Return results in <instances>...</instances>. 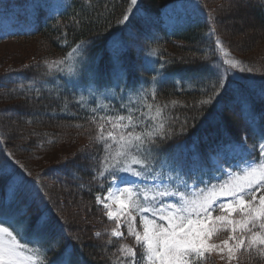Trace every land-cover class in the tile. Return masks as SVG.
<instances>
[{
	"label": "trees",
	"instance_id": "trees-1",
	"mask_svg": "<svg viewBox=\"0 0 264 264\" xmlns=\"http://www.w3.org/2000/svg\"><path fill=\"white\" fill-rule=\"evenodd\" d=\"M8 1L18 5L28 17H34L36 26L32 31L21 30L8 38H0V43L22 38L27 40L26 45L33 39L36 45L30 50L32 63L11 66L0 73V113L3 110L25 112L18 126H24V131L30 133L23 143L18 142L17 133L7 131L11 126L6 123L9 120L0 117V210L22 212L20 220L29 226L35 224L41 213L54 216L56 226L52 235L60 239L61 245L58 250L48 252L52 262L61 257L65 245H70L74 264H121V261L128 264L129 258L123 257L120 247L128 244L138 254L141 249L124 228L122 238L111 237L116 223L106 218L102 205L97 203V196L108 191V181L98 175L99 160L93 159L104 155L101 145L92 139L97 133L100 114L91 112L95 107L93 102L83 106L77 102L80 85L112 88L117 82L115 70L126 76V80L120 81L122 85L138 88L155 76L152 69H158L163 63L164 79L155 100L149 96L146 104H153L152 115H155V106H161L166 126L176 135L162 144L163 151L158 155L163 158L174 154L189 160L202 157L204 172H198L193 179L202 175L208 180L215 172L218 155L223 159L218 150L233 148L228 140L241 142L247 137V143L253 144L260 139L264 130V59L244 57L234 50L219 16L223 0H199L203 13L174 30L163 17L169 7L181 0H138L126 26L118 21L130 0ZM251 2L252 9L243 10L258 34L264 36V0ZM209 13L214 20L209 21ZM213 24L215 36L206 39ZM216 38L221 39L229 53L225 58L241 61L240 68L245 70L238 68L231 73L229 87L218 101L201 104L200 101L211 95V81L198 83L188 78L207 71L201 57H209L208 63L216 60L211 51L216 47ZM261 38L252 36L240 45L249 51L257 40L263 41L257 53L264 56V38ZM80 41L86 43L83 56L88 67L96 72V79L87 75L83 79L69 77L55 69L49 72L44 62L63 58ZM117 42L123 44L121 49L115 48ZM150 52L153 56L147 58ZM35 108L47 112L46 118L34 119ZM119 109L108 115L126 114ZM93 115L97 121L91 119ZM185 121L187 130L181 135ZM78 135L91 137L87 147L72 154L62 152L76 142ZM7 152L31 173L24 190H20V170L6 157ZM64 154L66 157L62 159ZM29 166L38 172L33 174ZM65 168L70 172L61 173ZM52 173H57V177ZM33 180L38 183L33 184ZM62 190L73 201L67 202ZM79 202L83 203V222L73 211ZM96 232H100L99 237ZM73 236L78 239H71ZM239 257L243 264H264V259L255 254L249 257L241 252ZM205 264L216 263L206 259Z\"/></svg>",
	"mask_w": 264,
	"mask_h": 264
},
{
	"label": "snow or ice",
	"instance_id": "snow-or-ice-1",
	"mask_svg": "<svg viewBox=\"0 0 264 264\" xmlns=\"http://www.w3.org/2000/svg\"><path fill=\"white\" fill-rule=\"evenodd\" d=\"M137 5L138 0H130L129 7L118 21L120 25L126 26L130 22ZM208 19L214 20L212 13L208 14ZM74 22L80 23L79 20ZM214 36L213 24L205 38ZM214 44L216 47L211 51L216 60L208 63L209 57H201L207 71L188 78L198 83L211 81V95L200 101L201 104L218 101L229 87L231 73L240 68L241 61L225 58L229 53L221 39L216 38ZM85 50L86 43L80 41L63 58L44 63L49 72L55 69L69 77L83 79L87 75L95 80L97 74L88 67L83 56ZM163 70V63L158 69H152L156 75L145 82L152 86L150 89L143 85L121 88L120 81L126 80V76L114 70L117 76L115 88L119 89L122 101L119 111L126 114H100L97 133L92 137L104 152L103 156L93 159L99 160V177L108 181V195L103 199L97 196V203L103 205L109 220L116 221L111 237L124 236L121 231L123 223L127 233L135 238L141 249L139 254L128 244L119 249L123 257L129 258L128 264H205L214 250L220 253L226 250L228 264H232L241 252L264 259V130H261L259 141L253 144L247 143V137L241 142L228 140L233 150L241 153L239 158L230 159L228 149L221 148L218 152L223 159L218 155L213 176L208 180L202 175L193 179L198 172H204L203 158L181 159L174 154L161 158L158 153L163 151L162 144L176 134L166 126L161 106L156 105L155 115H152L153 104L141 103L149 94L155 100L158 86L164 79ZM244 70L240 68V71ZM113 91L105 90L106 93ZM125 93H128L127 99ZM103 99L109 103L94 101L96 106L91 108L92 113H98L100 109L117 111L110 108L115 96L103 95ZM77 102L83 106L85 97L80 95ZM91 119L97 121V116L93 115ZM186 130L187 121L179 134L183 135ZM6 157L20 170V190H24L31 173L13 158L11 152H7ZM189 180H192L191 184ZM32 183L38 182L33 180ZM105 200H114L119 205V213L114 212L112 204L105 203ZM216 211L219 214L213 215ZM134 212L140 214L142 233L136 228ZM21 215L22 212L0 210V264H53L48 252L58 250L61 245L60 239L52 235L56 218L41 213L35 224L29 226L20 220ZM222 230L227 231V238L220 243L210 242ZM95 235L99 237L100 232ZM71 239L77 240L78 237ZM221 259L225 257L221 255ZM55 264H74L70 245L64 246Z\"/></svg>",
	"mask_w": 264,
	"mask_h": 264
},
{
	"label": "rangeland",
	"instance_id": "rangeland-1",
	"mask_svg": "<svg viewBox=\"0 0 264 264\" xmlns=\"http://www.w3.org/2000/svg\"><path fill=\"white\" fill-rule=\"evenodd\" d=\"M6 2H7V0H0V33L9 35L15 31L16 27L22 28V27H25V25L22 22H19L18 20H16L14 14L12 13L13 11H15L17 9V5L11 4V6L13 7V9H11V11H12L11 12L9 10H6L4 7H2V5H5ZM217 3H220V2H217ZM251 3H253V2H251V0H223L222 5L219 8V16L221 17L222 22H223L222 27L225 31L224 33H225V35H227L229 40L233 41L232 46H233L234 50L236 52H238V54H240L244 57H254L255 56V58L264 59V56H260L257 53L258 48H259L258 46H260V44L263 42V41L259 42V40L262 39L261 37L264 38V36H261L260 34H258V31L256 29H254L255 27L252 24L253 22L250 20V18L248 16H246L247 12H245L243 10V8L250 9L252 6ZM194 5H197V6L194 7ZM9 7L10 6H6V8H8V9H9ZM201 13H203V10L201 9V7L199 5V0H182V1H179V3H176L175 5L169 7L165 11L163 18H164L167 26L170 29L174 30L179 26V24L185 23L187 20H190V19L192 20L193 18L200 16ZM7 35H5V36H7ZM257 35H260V36H257ZM252 36H254V37L256 36V38L259 39V40H257L258 42L256 43V45L251 47L249 49V51L244 47L242 48L240 44L242 42L250 40V38H252ZM26 41H27L26 39L20 38L17 40H9V41H5V42L0 43V73H2V71L6 70L7 68H9L11 66H16V65H20V64L25 65L28 62L32 63V61H34V58L30 54V50L33 47H35L36 42L33 39V40H31L30 45H26V43H25ZM122 46H123V44H121V43L116 44V47L119 49ZM142 46H144V45H142ZM142 48H144V47H142ZM148 56L151 57V56H153V54L149 53ZM121 88H123V87H121ZM84 89H85L86 94L83 96L85 98H88V97L94 98L96 101H99V102L104 103V104H108L109 101L104 100L103 95H108L109 97L115 96L116 99H111L110 108H114L117 110V108H119L120 104L122 103V101H120V99H119L120 92H119L118 88H115L114 91L111 93H106L105 92L106 89H99V88L94 87L93 85H87V86H85ZM92 93H95V95L93 96ZM124 95H125V98L127 99L128 93H125ZM116 100L118 103H116ZM143 101H141V103ZM10 104L13 105L12 102H10ZM136 106L137 105H135V107ZM115 112H117V111H111L110 110V111L105 112L103 109H100L97 114L108 115V114H115ZM24 114H25V112L21 113V112H18L16 110H11V111L3 110L0 113L1 119L2 120H9L6 122L8 124V126L11 124V126H9L7 131L10 134H12L14 132L17 133L18 142H20V143H23L24 139L30 136V133L28 131H24V126L23 127L18 126V124L21 121V117H24L23 116ZM32 115H33L34 119H42V118H46L48 113L47 112H44V113L40 112V111H38V109L35 108ZM8 116H10V117H8ZM29 129H32L31 126L29 127ZM16 131H18V132H16ZM90 141H91L90 136L78 135L76 137L75 143H72V145H67L66 148H64V150H61V151L62 152H68L69 151L66 154H70V153L72 154V153H75L76 151L79 152L80 149L87 147V144ZM66 154H64L62 156V159L64 157H66L65 156ZM26 155L29 156L30 154H26ZM29 168L32 170L33 174H36L38 172L35 169H33L31 166H29ZM60 171H61V173L70 172L67 168L60 170ZM59 174H60V172H59ZM53 175H54V177H57V173H54ZM72 175H73V172H72ZM68 186L70 187V185H68ZM73 186H75V185H73ZM65 187H67V186H65ZM76 187L79 188V185H76ZM62 192H64V190H62ZM77 193H79V192H77ZM64 195H65V199L67 200V202L70 201V199L72 198L71 197L70 199H68L70 196L67 197L65 192H64ZM107 195H108V192L103 194V195H100V197L103 199ZM105 203L112 204V206H113L112 210L114 212L119 213V205L117 203H115L114 200H105ZM102 207H103V205H102ZM73 211L76 212V214H78V217L80 218L81 222H83L84 221L83 217L85 216V213L81 212V211H83V203L79 202L77 205L75 204L73 206ZM77 211H79V213H77ZM103 212L105 213V209L103 210ZM218 214H219V212L215 213L214 215H218ZM133 215H136V217H137L136 228L138 231H140L142 233L141 224L137 226L138 220L140 223V214L134 212ZM106 218H107V216H106ZM149 218L150 219L152 218L150 214H149ZM121 220L123 221V216H121ZM109 221L116 223L115 220H109ZM123 228H124V231L127 230L126 226L122 223L121 231L123 230ZM227 235H228L227 231L222 230L216 236H214L210 242L220 243L221 240L227 238ZM230 243H231V241H230ZM239 254H238L237 258L235 260H233L232 264H243V262L241 260H239L240 259ZM221 255H223L225 257V259H221ZM207 259L213 260L216 264H228L226 250L224 253H220V252L214 250L207 257Z\"/></svg>",
	"mask_w": 264,
	"mask_h": 264
}]
</instances>
